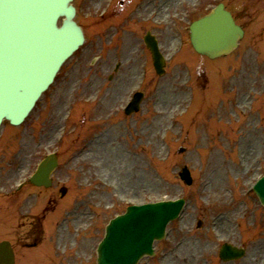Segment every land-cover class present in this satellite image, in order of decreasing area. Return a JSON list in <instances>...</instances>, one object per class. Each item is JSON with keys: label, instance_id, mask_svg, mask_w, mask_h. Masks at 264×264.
<instances>
[{"label": "rangeland", "instance_id": "374dc122", "mask_svg": "<svg viewBox=\"0 0 264 264\" xmlns=\"http://www.w3.org/2000/svg\"><path fill=\"white\" fill-rule=\"evenodd\" d=\"M228 1L245 36L211 60L194 51L189 26L215 0H74L84 46L22 126L0 128V192L15 194L23 218L18 264H96L110 219L130 204L179 198L182 216L139 264H264V206L252 190L264 175V0ZM152 16L166 19L162 75L143 40ZM136 91L140 110L126 115ZM50 152L60 161L53 184L28 183ZM39 238L36 249L22 246ZM227 241L246 255L218 259Z\"/></svg>", "mask_w": 264, "mask_h": 264}, {"label": "water", "instance_id": "95a60500", "mask_svg": "<svg viewBox=\"0 0 264 264\" xmlns=\"http://www.w3.org/2000/svg\"><path fill=\"white\" fill-rule=\"evenodd\" d=\"M70 1L0 0V123L3 117L20 122L53 82L62 63L83 43V32L74 21L75 9ZM60 16L66 19L58 27ZM191 30V43L197 52L211 58L229 53L243 36V30L222 6L194 22ZM151 47L155 52L156 46ZM156 64L161 73L157 53ZM55 159L44 162L33 179L36 184L50 185ZM181 177L192 182L186 168ZM256 185L264 204V178ZM182 205L183 201H177L130 209L109 226L98 250V264H135L144 254L151 253V243L163 236L166 224L178 215ZM222 249L224 258L241 256L231 246ZM6 251L1 244L0 264H13L11 249Z\"/></svg>", "mask_w": 264, "mask_h": 264}, {"label": "flooded vegetation", "instance_id": "af4514ba", "mask_svg": "<svg viewBox=\"0 0 264 264\" xmlns=\"http://www.w3.org/2000/svg\"><path fill=\"white\" fill-rule=\"evenodd\" d=\"M151 19L154 22L153 29H151V28L147 29V32L150 31L151 34L154 35L156 37V39L158 40L160 47L163 48V46L160 44V40H159L158 35H159V33L163 32V28L166 27V25H165L166 19L164 17H161V16H155V17L152 16ZM151 19L148 22H150ZM1 211H2V209H0V212ZM3 222H4V220L2 218H0V236H2V233L4 232V227L2 224ZM15 231L17 232V228L15 229Z\"/></svg>", "mask_w": 264, "mask_h": 264}, {"label": "bare ground", "instance_id": "6f19581e", "mask_svg": "<svg viewBox=\"0 0 264 264\" xmlns=\"http://www.w3.org/2000/svg\"><path fill=\"white\" fill-rule=\"evenodd\" d=\"M98 82V80L97 81H93L92 83H91V86H90V89H94L95 87H96V83ZM94 87V88H93ZM91 90V91H92Z\"/></svg>", "mask_w": 264, "mask_h": 264}]
</instances>
